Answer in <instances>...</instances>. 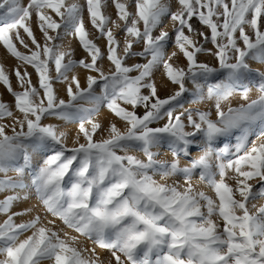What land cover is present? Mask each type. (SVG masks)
<instances>
[{
	"label": "snow or ice",
	"instance_id": "1",
	"mask_svg": "<svg viewBox=\"0 0 264 264\" xmlns=\"http://www.w3.org/2000/svg\"><path fill=\"white\" fill-rule=\"evenodd\" d=\"M0 46V264H264V0H0Z\"/></svg>",
	"mask_w": 264,
	"mask_h": 264
},
{
	"label": "rangeland",
	"instance_id": "2",
	"mask_svg": "<svg viewBox=\"0 0 264 264\" xmlns=\"http://www.w3.org/2000/svg\"><path fill=\"white\" fill-rule=\"evenodd\" d=\"M81 2H83V0H81ZM107 11L111 14V16L113 17V19L116 18V9L114 8V6L108 7ZM85 21H86V24H87V22H88L87 13H85ZM193 22L195 23V25H196L197 28H201V25H199V23H197L196 21H193ZM165 23H168V21L165 20ZM87 26H88L89 30L92 31L91 25L90 24H87ZM37 35H38V33H37ZM96 35H98V33H96ZM73 43L77 47V57H79L80 55L83 54L82 49H80V47H79V45H78L77 42L74 41ZM98 43H100L101 45H103L105 43V40L101 39L100 41H98ZM18 47H20V46L18 45ZM209 47H211V46L209 45ZM199 59L201 61H203V62H210L212 60V57L210 55L205 54V55H201L199 57ZM0 62H2L5 65V67L10 71V78H11L13 87L14 86H17V79H16L14 73L11 72V70L14 69L18 65L19 62L15 58H13L9 54H7L6 53V50L2 46H0ZM180 63L183 64V63H185V61L184 60H181ZM250 63H251L252 68L264 70V64H260V63L255 62V61H250ZM29 68H31V67H29ZM155 79L157 80L158 83H160L161 80L164 79L163 74H162V70H158L156 72ZM169 87L172 88L174 86H171L170 85ZM250 87L252 88V92H253V93H251V98H256V96L258 95V93L256 91V87L254 85H250ZM0 93H3V99L4 100L6 99V97L7 98L9 97V98H11L13 100V97L9 93H7L5 87L2 84H0ZM161 94L164 95L165 93L162 92ZM240 102H242V101H239V98L238 97L237 98H234V100H233L234 106L237 103H240ZM185 106H187V105H185ZM141 112H142V110H141ZM106 115H107V112L105 110L102 113V115H101L100 118L101 119H104V116H106ZM195 154L196 153L194 152L193 155H195ZM9 175H14V173H11V174L9 173ZM2 198H3V196L0 195V199H2ZM34 202H35V197L33 196L32 199L30 200V202L27 201V206L26 207H29ZM257 203H264V200L257 201ZM20 209H22V207L18 206L15 209H13V211H18ZM1 217L2 216H0V221H2V218Z\"/></svg>",
	"mask_w": 264,
	"mask_h": 264
},
{
	"label": "bare ground",
	"instance_id": "3",
	"mask_svg": "<svg viewBox=\"0 0 264 264\" xmlns=\"http://www.w3.org/2000/svg\"><path fill=\"white\" fill-rule=\"evenodd\" d=\"M160 70H162V74H163V69H160ZM28 71H29V72H32V69H31V68H28ZM161 77H162V76H161ZM32 78H33V82L35 83V80H36L35 74L33 75ZM14 88H18V84H17V86H14ZM251 93H253V92H251ZM5 101H7V102H11L12 99L9 98V97H8V98L6 97ZM10 174H11V173H10ZM29 202H30V201H29ZM18 206H20V207H22V208H23V207H26V206H27V202L22 203V204H18V205H16L13 209H15V208L18 207ZM1 218L3 219L4 217H1ZM87 243H88V246L91 247L90 242H87ZM103 255H104V256H107L108 253H107V252H104Z\"/></svg>",
	"mask_w": 264,
	"mask_h": 264
}]
</instances>
